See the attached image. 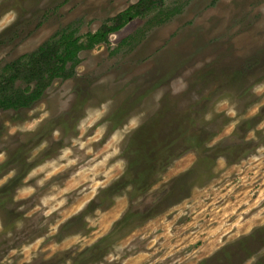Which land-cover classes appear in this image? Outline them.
Returning <instances> with one entry per match:
<instances>
[{"label": "rangeland", "instance_id": "rangeland-1", "mask_svg": "<svg viewBox=\"0 0 264 264\" xmlns=\"http://www.w3.org/2000/svg\"><path fill=\"white\" fill-rule=\"evenodd\" d=\"M137 1L0 0V65ZM80 56L0 110V163L32 166L0 201V264H264V0H164Z\"/></svg>", "mask_w": 264, "mask_h": 264}, {"label": "trees", "instance_id": "trees-1", "mask_svg": "<svg viewBox=\"0 0 264 264\" xmlns=\"http://www.w3.org/2000/svg\"><path fill=\"white\" fill-rule=\"evenodd\" d=\"M163 2L164 0H138L108 18L96 31H88L85 34L81 33L80 28L74 23H70L56 31L33 51L23 53L6 63L0 68V110L31 109L57 80L65 81L77 76L82 51L109 42L112 33L123 28L133 18L146 15ZM177 11L179 10L169 9L165 13V18L159 22L168 20ZM128 42H131L130 38L121 43ZM29 157L30 155L24 157L22 152H15L0 163V176L9 170L17 172L0 186L1 203L8 202L7 199H11L14 191L22 185L32 167L28 161ZM142 185L135 184L132 197L143 190ZM114 240L115 236L106 235L99 240L95 248L105 247L104 244L110 245Z\"/></svg>", "mask_w": 264, "mask_h": 264}, {"label": "flooded vegetation", "instance_id": "flooded-vegetation-1", "mask_svg": "<svg viewBox=\"0 0 264 264\" xmlns=\"http://www.w3.org/2000/svg\"><path fill=\"white\" fill-rule=\"evenodd\" d=\"M69 24V23H68ZM14 36H16V34L14 33ZM1 37H3V35H0V39H1ZM1 41V40H0ZM2 66H5V64H3V65H0V68H2ZM209 262V254H208V256H207V258H206V260L205 261H202L201 262V264H203V263H205V262Z\"/></svg>", "mask_w": 264, "mask_h": 264}, {"label": "clouds", "instance_id": "clouds-1", "mask_svg": "<svg viewBox=\"0 0 264 264\" xmlns=\"http://www.w3.org/2000/svg\"><path fill=\"white\" fill-rule=\"evenodd\" d=\"M132 125H133V126H136V121H135V120L132 121ZM29 127L31 128L32 125H29Z\"/></svg>", "mask_w": 264, "mask_h": 264}]
</instances>
